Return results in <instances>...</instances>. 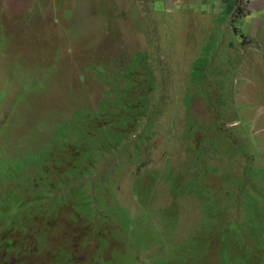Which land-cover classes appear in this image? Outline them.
I'll list each match as a JSON object with an SVG mask.
<instances>
[{
	"label": "rangeland",
	"instance_id": "rangeland-1",
	"mask_svg": "<svg viewBox=\"0 0 264 264\" xmlns=\"http://www.w3.org/2000/svg\"><path fill=\"white\" fill-rule=\"evenodd\" d=\"M0 257L264 264V0H0Z\"/></svg>",
	"mask_w": 264,
	"mask_h": 264
},
{
	"label": "trees",
	"instance_id": "trees-1",
	"mask_svg": "<svg viewBox=\"0 0 264 264\" xmlns=\"http://www.w3.org/2000/svg\"><path fill=\"white\" fill-rule=\"evenodd\" d=\"M2 44L5 45V44H6V41H5V40H2ZM1 99H3V98H1ZM78 111H79V112H76V113L74 114V116H77L78 119H81V117H84V118L90 117L89 114H86L87 111L82 110L81 108L78 109ZM81 114H82V115H81ZM93 119H96V120H98V119H99V120H102L103 117H102V116H98V118H93ZM73 124H74V126H75L76 128L78 127L77 121L74 122ZM151 126H152V125L149 124L148 128L151 127Z\"/></svg>",
	"mask_w": 264,
	"mask_h": 264
},
{
	"label": "clouds",
	"instance_id": "clouds-1",
	"mask_svg": "<svg viewBox=\"0 0 264 264\" xmlns=\"http://www.w3.org/2000/svg\"><path fill=\"white\" fill-rule=\"evenodd\" d=\"M5 39H6V38H2L1 41H2V40H5ZM5 41H7V39H6ZM2 45H3V44H2ZM109 56L114 57V56H116V55H115V53H114V54L109 55ZM1 98H3V97H1ZM250 220L253 221V219H251L250 217L246 216V223H247V225L249 224ZM0 260H4V259H3L2 257H0ZM4 261H5V260H4ZM5 262L8 263L7 261H5ZM0 264H3V263L0 262Z\"/></svg>",
	"mask_w": 264,
	"mask_h": 264
}]
</instances>
